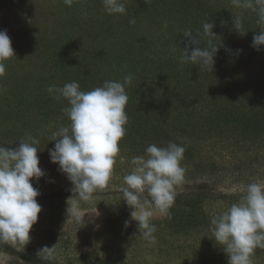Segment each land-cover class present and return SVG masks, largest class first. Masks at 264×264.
Returning a JSON list of instances; mask_svg holds the SVG:
<instances>
[{"label":"trees","instance_id":"obj_1","mask_svg":"<svg viewBox=\"0 0 264 264\" xmlns=\"http://www.w3.org/2000/svg\"><path fill=\"white\" fill-rule=\"evenodd\" d=\"M34 7L41 10L22 17L18 13L5 25L15 55L4 62L6 71L0 76V146L15 148L21 138L31 135L39 140L41 169L57 168L49 156L55 146L51 134L70 124L62 111L69 105L67 100L54 99L49 86L76 81L82 91H90L105 80L122 82L131 74L132 83L126 86L128 123L113 169L131 172V159L146 156L149 144L166 147L171 141L183 146L180 163L187 184L175 191L168 215L152 223L156 230L165 234L170 229L169 234L176 236L211 230L208 206L228 202L230 207L244 192L218 195L212 189L214 181L201 179V167L191 163L210 164L203 169L210 176L217 157L208 155V145L230 141L262 145L264 50L252 53L229 33L236 32L233 19L239 15L243 30L248 31L244 39L252 42L261 27L258 12L235 7L232 0H150L148 4L128 0L125 15L107 14L102 0H73L71 7L64 0H50ZM132 19L135 24L129 22ZM204 23L213 24L216 35L205 36L202 43L211 41L220 47L213 71L179 59L189 39L184 33L202 32ZM237 49L242 52L236 54ZM39 181L31 182L38 188ZM134 229L138 233L137 224ZM0 250L16 252L7 243H0ZM216 255L221 256L211 264H228L224 251ZM35 261L50 264L52 259Z\"/></svg>","mask_w":264,"mask_h":264},{"label":"clouds","instance_id":"obj_2","mask_svg":"<svg viewBox=\"0 0 264 264\" xmlns=\"http://www.w3.org/2000/svg\"><path fill=\"white\" fill-rule=\"evenodd\" d=\"M127 2L102 0L103 9L109 15H125ZM149 2L145 0L146 4ZM64 3L71 7L73 0H64ZM232 3L235 7L258 12L257 22L261 27L253 37L252 47L259 51L264 46V0H232ZM129 22L135 24V19ZM233 25L241 36L248 32L243 30L239 15H234ZM202 27V32L184 33L189 39L179 59L182 64L191 63L213 71L220 47H215L211 41L207 45L202 43L205 36L216 35L213 24L204 23ZM235 52L240 54L242 50ZM14 55L7 30H0V76L6 71L4 62ZM132 80L131 74L122 82L105 80L102 86L90 91H82L76 81L47 89L54 99L67 100L69 105L62 111L70 124L52 132L51 141H55V146L49 150L51 162L58 165V171L73 185L70 189L73 195L67 200V217L80 221V202L89 201L95 192L108 185L115 157L120 152L119 142L126 133L125 109L129 99L126 86L131 85ZM38 144V139L27 135L15 148L0 146V243L27 245L42 211L37 201L40 192L31 182L45 175L39 166ZM145 152L146 156H135L130 161L132 171L123 178L126 185L123 201L131 209L130 217L137 222L139 235L153 241L154 210L168 215L175 200V186L184 181L185 169L180 162L185 148L170 141L166 147L149 144ZM210 223L211 236L208 237L214 238L227 254L228 264H253L254 250L264 248V182L249 183L239 202L213 216ZM129 224L126 220L125 227ZM55 250L56 245L44 246L37 255L51 260Z\"/></svg>","mask_w":264,"mask_h":264},{"label":"rangeland","instance_id":"obj_3","mask_svg":"<svg viewBox=\"0 0 264 264\" xmlns=\"http://www.w3.org/2000/svg\"><path fill=\"white\" fill-rule=\"evenodd\" d=\"M49 1L3 0L0 4V30H6V23L18 13H22V17L27 12H35L37 9L40 11L39 7L34 6ZM229 33L231 39L238 40L252 53L264 50V46H261L257 51L244 36L241 40L237 31ZM260 142L261 146L245 141L208 145V155L217 157L215 163H212L213 173L210 176L209 172L203 171L210 164H191L194 168L197 164L201 167L198 174L201 179L211 178L214 181L212 189H216L217 193H245L249 183L264 182V139ZM53 168L56 167H44L46 175L36 183L40 192L37 201L42 206V211L30 232V242L27 245L7 242L16 252L0 250V264H49L35 261V258H40L38 250L54 245L56 250L50 264H202L203 259L207 261L206 264H211L212 261L219 260L221 255H216L217 253H223L214 238L208 237L211 236V230L191 237L169 234L170 229L165 234L164 231L156 230L155 239L146 241L134 229L137 223H130L125 227L126 220L134 221L131 220V209L123 201V196H116L117 193H123V188L126 187L123 178L130 172L123 171L125 169H113L108 185L95 192L89 201L80 202V221L67 217V200L73 195L70 191L73 185L66 175L58 171V165L56 170ZM186 179L188 178L185 176L184 181L175 186V191L187 184ZM56 195L60 196L54 199ZM50 196L52 200L46 201L45 198ZM228 208V202H214L207 210L213 217ZM164 218L165 215L154 210L152 220ZM252 261L253 264H264V248L254 250Z\"/></svg>","mask_w":264,"mask_h":264}]
</instances>
